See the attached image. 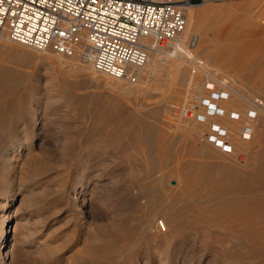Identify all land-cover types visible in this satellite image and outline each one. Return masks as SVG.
<instances>
[{"label": "rangeland", "instance_id": "1", "mask_svg": "<svg viewBox=\"0 0 264 264\" xmlns=\"http://www.w3.org/2000/svg\"><path fill=\"white\" fill-rule=\"evenodd\" d=\"M191 12L195 47L153 50L137 83L0 40V264H264V211L250 245L242 207L215 210L264 170V0ZM188 54L232 84L223 108L255 110L242 151L192 135L207 90Z\"/></svg>", "mask_w": 264, "mask_h": 264}, {"label": "built area", "instance_id": "2", "mask_svg": "<svg viewBox=\"0 0 264 264\" xmlns=\"http://www.w3.org/2000/svg\"><path fill=\"white\" fill-rule=\"evenodd\" d=\"M205 1L0 0V40L61 56H77L94 71L137 83L154 47L174 52L195 47L196 35L188 39L186 46L181 41L186 10ZM191 64L211 91L202 99L206 112L222 114L217 106L229 96V83L217 71L201 63ZM248 116L254 118L255 110L248 111ZM231 117L236 118L233 112ZM197 118L204 120L199 115ZM212 128L218 136H227L224 130L214 125ZM218 136L209 135L208 139L230 153L226 139ZM158 225L164 228L162 221Z\"/></svg>", "mask_w": 264, "mask_h": 264}, {"label": "bare ground", "instance_id": "3", "mask_svg": "<svg viewBox=\"0 0 264 264\" xmlns=\"http://www.w3.org/2000/svg\"><path fill=\"white\" fill-rule=\"evenodd\" d=\"M209 1V0H208ZM205 2H207V0L205 1ZM199 5H201V4H198V5H194V6H190V7H188L187 8V10H186V12H187V14H188V12H189V14H190V16H191V23H195L196 22V20H199V19H197V16H196V12H191L190 13V11H192L193 10V8L194 7H197V6H199ZM199 18V17H198ZM196 24H197V22H196ZM187 25V24H186ZM194 25V24H193ZM190 26H186V28H185V31H184V33H183V35L182 36H184V39H185V37H187V35L190 33V28H189ZM183 43V42H182ZM159 49H161L162 50V48H160V47H157V48H153V50H158L159 51ZM152 50V51H153ZM157 51V52H158ZM160 52V51H159ZM206 54V58L207 59H209L210 58V56L209 55H211L210 54V51L208 52V53H205ZM197 56V55H196ZM188 57H191V59H192V61H194V62H196V63H200L199 61H197L196 60V58H195V55H193V54H188ZM148 59H149V57H148ZM148 59H147V62H146V64H145V66L147 65V63H148ZM188 59V58H187ZM200 59V58H199ZM219 58L217 57V60H218ZM219 62L221 61V60H218ZM206 63V62H205ZM201 65H203L202 63H201ZM219 65L221 66V67H224V69L225 68H227L228 66H229V64L228 65H226V64H224V63H219ZM145 66H144V68H145ZM204 66V65H203ZM206 69H209V70H213V69H211V68H209V67H207V66H204ZM230 68V67H229ZM231 69V68H230ZM226 70V69H225ZM216 71V70H215ZM229 71V70H228ZM219 73V72H218ZM221 75V74H220ZM110 76V75H109ZM222 76V75H221ZM111 78H115V79H120V78H116V77H113V76H110ZM222 79L223 80H226L228 83H229V85L232 87V84L229 82V80H227L226 78H224V76H222ZM121 80H123V79H121ZM190 81H192V80H190ZM2 86V88H3V85H1ZM191 86V85H190ZM5 88V87H4ZM203 88H204V90H207L206 91V93L208 94V95H210V93H211V91L210 90H208V89H206V81L204 80L203 81ZM126 89H128L127 88V86H126ZM200 89H202V88H200ZM6 90H8V89H6ZM231 90V89H230ZM4 91H5V89H4ZM125 92V91H124ZM206 97H208V96H206ZM204 98V97H203ZM202 98V99H203ZM229 98H230V94H229V96L226 98V99H222V100H220L219 101V106H217V107H219L220 109H222L223 110V113L222 114H208L207 112H206V108L202 105V99H201V105H202V107H203V112H199L197 115H196V123H195V127H194V130L192 129V131H193V133H192V135L193 136H195V137H198V136H200V133L201 132H203V131H207L208 132V134L206 135V137H205V139H204V141H206V143H208V144H210V145H212V146H214V147H217V145L215 144V143H212V142H210L209 141V139H208V137H209V135H217L218 136V132L217 131H213V128H212V126L214 125V127L215 128H218V129H220V130H224L225 132H226V135L228 134V132L230 133V135L232 136V138L230 139L231 140V142H229L228 143V145L230 146V148H231V151H232V149L233 148H236V149H240V151H242V149H243V140H244V137H242V134H248V132L246 131V129L247 130H249V125L248 124H243V125H240V123H242V121H244L243 119H241V114L242 113H240V110L239 111H236V110H234L235 108H240L241 106H239V100L238 101H235V102H231L232 104H231V106L232 107H235L233 110L231 109H226L225 107L223 108L222 107V103L224 102V101H227V100H229ZM241 101V100H240ZM226 105H228V104H225V106ZM157 107V106H156ZM231 107V108H232ZM252 111V110H254L253 108H251V109H249V110H247L246 111V113H243V114H246L245 115V117H249L248 116V111ZM231 112H233L234 113V115L236 116V118H234V117H231ZM242 114V115H243ZM198 115L199 116H202L203 118H204V120H198ZM215 118H220V119H223L224 121H222V122H214V123H210V124H208V120H211V119H215ZM250 118V117H249ZM248 119V118H247ZM208 124V126H209V128H208V126H207V129H206V125ZM240 128H242V131L241 132H239V129ZM202 129H203V131H202ZM241 130V129H240ZM118 133V132H117ZM202 135V134H201ZM251 137V136H250ZM218 138L219 139H227V137L225 136V137H223V136H218ZM243 139V140H242ZM1 141V140H0ZM245 145H247V144H245ZM4 146H1V149L3 148ZM245 148V147H244ZM245 150V149H244ZM247 150V149H246ZM241 153V152H240ZM238 159H239V156H238ZM11 160V157L10 156H7L6 155V157H5V164H3V166L4 167H6L7 166V164H8V161H10ZM12 161V160H11ZM263 164H264V161H263ZM6 173V172H5ZM227 181V180H226ZM225 181V182H226ZM230 182L228 183L229 185H228V188L226 189V186L224 187L226 190H228L227 192H230L232 195H238V196H236L235 198H233L232 200H230V201H228V202H225V203H222L221 205H217V207H216V209L215 210H217L218 209V211L219 210H224V209H231V208H233V207H242V209H241V212L240 213H236L237 215H241V216H243L244 217V221H243V223H242V230L244 231L242 234H241V237H242V239H244L246 242H248V244H250V245H253V244H256V243H258V242H261V240L259 241V239L258 238H256L257 236H255V234H254V232H253V230L254 229H257L258 228V225H259V223H260V218H255V217H253L252 215L254 214V213H258V212H261V211H264V197L263 196H261V194H259V193H261V192H263L264 191V170H261V169H259V170H257L255 173H253V174H251V175H248V176H246V175H243L242 176V178L240 177V178H238V177H233V179L231 178V180H229ZM245 181L246 182H248V184L247 185H245L244 183H245ZM221 183H222V181H221ZM227 185V184H226ZM224 189V190H225ZM225 190V191H226ZM196 191H197V189H196ZM213 192V191H212ZM196 193H198V191L196 192ZM229 193V194H230ZM186 194H189V191H186ZM192 193L190 192V195H191ZM256 194V195H255ZM194 195V194H193ZM222 195V194H221ZM245 195H248V197H243V198H241L240 196H245ZM209 196V195H208ZM200 197V196H199ZM215 197V196H214ZM220 198H221V196H220ZM218 200H220V199H218ZM224 202V201H223ZM219 204V203H218ZM217 211V212H218ZM214 212V211H213ZM11 214V213H10ZM216 214V213H215ZM4 216V219L3 220H5V214L3 215ZM216 216H217V214H216ZM215 216V217H216ZM13 229V228H12ZM164 229H165V227H164ZM4 230V229H3ZM2 233H3V231H2ZM13 233H15V232H13ZM257 233V232H256ZM16 234V233H15ZM14 238V237H13ZM261 244V243H260ZM262 244H263V246H264V242H262ZM249 245V246H250ZM263 248V247H262ZM261 248V249H262ZM263 250V249H262Z\"/></svg>", "mask_w": 264, "mask_h": 264}]
</instances>
